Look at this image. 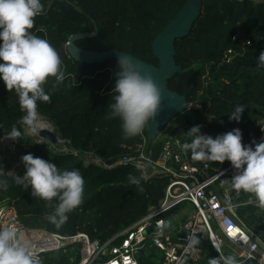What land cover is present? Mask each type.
Segmentation results:
<instances>
[{
    "label": "trees",
    "instance_id": "16d2710c",
    "mask_svg": "<svg viewBox=\"0 0 264 264\" xmlns=\"http://www.w3.org/2000/svg\"><path fill=\"white\" fill-rule=\"evenodd\" d=\"M185 1L41 0L44 12L34 18L31 31L57 50L65 80L55 86L54 78L48 79L43 87L51 100L40 102L38 112L53 125L59 139L69 143V148L56 152V148L44 144L31 145L19 123L23 112L18 96L0 84V137L15 126L22 133L18 139L27 145L18 159L20 168L10 175L12 167L0 152V167L5 172L0 179L8 183L7 190L0 191V203L8 200L20 221L34 220L49 233L66 239L82 233L104 243L146 216L149 207L159 204L168 183L166 178L147 183L141 180V193L128 182L129 174L140 178L138 171L122 166L106 168L133 155L140 141V136L123 139L120 121L108 118L110 92L119 71L117 61L80 64L69 57L66 44L74 35H90L75 46L96 53L116 50L157 67L151 44ZM175 48V61L182 73L168 83V88L196 108L180 115L182 130L169 136L190 142L183 135L199 125L201 134L213 138L239 129L243 145L254 148L264 143L260 130L264 122V70L256 67L264 51V0H203L201 15L190 35L177 41ZM240 104L245 106L240 122L230 121V111ZM160 149L161 143L156 144V154ZM91 153L104 166L86 164L83 158ZM26 154L50 161L61 171L79 170L85 180L82 205L68 214L67 223L59 230L44 218L51 211L46 203L34 199L30 187L25 190L15 183L14 176L25 174L21 157ZM207 163L214 169L226 165V161ZM181 207L166 217L177 215ZM9 216L7 208L0 210V221ZM76 254L75 246L45 254L42 259L44 264H69L70 259H77ZM149 257L151 261L145 262L142 256L140 264H158L153 252Z\"/></svg>",
    "mask_w": 264,
    "mask_h": 264
},
{
    "label": "clouds",
    "instance_id": "9594fccd",
    "mask_svg": "<svg viewBox=\"0 0 264 264\" xmlns=\"http://www.w3.org/2000/svg\"><path fill=\"white\" fill-rule=\"evenodd\" d=\"M44 12L41 0H0V82L18 96L23 116L19 121L32 136L39 137L42 131L38 112L40 102L48 103L50 94L43 85L54 78L58 86L65 80V72L57 50L47 39L35 35L34 18ZM130 56L122 54L117 64L115 83L111 89V102L107 112L109 119L120 121L122 138L127 140L144 133L155 117L162 103V93L152 75L133 64ZM256 67L264 70V51L257 59ZM245 111L243 104L230 111L229 120L240 122ZM22 135L15 126L7 132L4 139L15 141ZM190 142L181 145L185 153H190L194 161H228L237 174L231 180H224L230 191L239 196H249L248 203L264 214V143L254 148L242 144L239 129L213 138L203 135L200 126H193L185 135ZM40 138V137H39ZM42 139V138H40ZM25 168L23 177L14 176L15 183L26 190L31 188V196L40 199L51 209L45 220L55 229H61L68 221V214L83 203L85 180L79 170H63L32 154L21 157ZM5 175L0 167V176ZM142 177L128 175V182L143 192ZM7 181L0 179V191H6ZM239 205L230 204L235 209ZM157 237H164L172 227V220L158 221ZM197 231L187 237V244L181 245L183 253L175 258V264H187L191 253L198 251L201 241ZM41 250L15 224L0 226V264H44ZM247 257L235 253L220 254L217 258H208L207 264H246ZM124 264H137L131 256L124 258Z\"/></svg>",
    "mask_w": 264,
    "mask_h": 264
},
{
    "label": "built area",
    "instance_id": "2783aa9c",
    "mask_svg": "<svg viewBox=\"0 0 264 264\" xmlns=\"http://www.w3.org/2000/svg\"><path fill=\"white\" fill-rule=\"evenodd\" d=\"M193 108L196 107L192 105ZM167 130L168 127L152 139L145 129L133 155L106 167H131L139 172L145 183L166 178L168 183L159 204L149 207L146 216L104 243L82 233L66 239L46 230H37L28 237L41 250L42 257L76 246L77 259H70L69 264H124L127 256L139 264L142 256L152 252L158 257V264H175V258L183 253L181 245L187 244L188 235L195 230L201 243L198 251L189 255L187 264H203L208 257L228 255L230 252L225 249L230 248L233 249L231 253L247 257L246 264H264V251L258 238L237 218L235 209L229 207L236 203L224 180H231L237 174L236 170L228 161L219 169L206 162L194 161L190 153L182 150L183 139L169 136ZM260 130L264 135V122L260 124ZM158 143H161V149L156 154ZM93 164L104 166L99 158ZM180 206L179 214L166 217ZM8 214L9 218L0 226L11 223L26 235L31 233L19 223L13 208ZM179 215L183 216L181 222L177 219ZM167 220H172V227L164 237H157V222Z\"/></svg>",
    "mask_w": 264,
    "mask_h": 264
},
{
    "label": "water",
    "instance_id": "95a60500",
    "mask_svg": "<svg viewBox=\"0 0 264 264\" xmlns=\"http://www.w3.org/2000/svg\"><path fill=\"white\" fill-rule=\"evenodd\" d=\"M202 8L203 0H186L174 19L155 37L151 44V51L153 57L158 61L157 67L116 50L96 53L79 49L75 46V43L90 37V35L85 34L71 37L66 44V52L73 61L93 66L101 65L109 59L118 61L119 56L125 54L130 56L129 59L132 60L133 64L138 65L142 71L150 73L162 93V103L155 117V123H150L146 128L147 135L155 139L171 121L192 109V105L186 101L184 96H180L168 88V83L182 73V69L175 61V43L190 35L196 20L201 15ZM39 137L53 146L60 141L55 132L47 130H42ZM63 145L65 148H69V143L63 142ZM260 248L264 251L262 245H260Z\"/></svg>",
    "mask_w": 264,
    "mask_h": 264
},
{
    "label": "rangeland",
    "instance_id": "374dc122",
    "mask_svg": "<svg viewBox=\"0 0 264 264\" xmlns=\"http://www.w3.org/2000/svg\"><path fill=\"white\" fill-rule=\"evenodd\" d=\"M252 1L260 2V1H263V0H252ZM0 84H2V82H0ZM40 118H41L42 121L48 122V120L45 119L44 117L40 116ZM48 123L50 125H52L50 122H48ZM183 124H184V121H183L182 116L177 117L176 119L171 121L169 123V125L167 126L168 127L167 134H169L171 132H174V131H181L182 128H183ZM23 129H24L25 136L27 137V139H29L31 145H42V144H44V145H47L48 147L56 148L57 149L56 152L65 150V147H64L63 142L61 140L59 141V143H57L56 145L53 146V145L49 144L47 141L41 140L39 137L30 135L25 130L24 126H23ZM54 131H55V128H54ZM55 133H56V131H55ZM164 135H162L161 138H163ZM4 137H6V136L2 135L0 137V152H1V155H2L1 158L3 160H6L7 162H9L8 164L12 167L8 171V174L10 175L17 168H20L21 164L19 163L18 159H19L21 153L23 152V150L27 147V145L25 143H23V141H21L20 139H16L15 141H13L11 139H4ZM183 138H185V137L183 136ZM184 142H187V141L183 140V143ZM83 159H84L86 164H88V163H96L98 161V158L95 155V153H91L89 155H86V156H84ZM4 208H7V210L11 209L8 200L0 203V210L4 209ZM0 223H2V221ZM19 223L22 224L26 229L30 230L29 232H31V233H28V236H31V234L33 232L37 231V230H44L43 227H41L39 225V223L34 221V220H29L26 223L22 222V221H19ZM2 224H5V223H2ZM149 256H150L149 253H147L145 255V258H144L145 262L151 261V258ZM141 259H139V264L141 262Z\"/></svg>",
    "mask_w": 264,
    "mask_h": 264
},
{
    "label": "crops",
    "instance_id": "0c3cea01",
    "mask_svg": "<svg viewBox=\"0 0 264 264\" xmlns=\"http://www.w3.org/2000/svg\"><path fill=\"white\" fill-rule=\"evenodd\" d=\"M228 192L234 198L235 203L239 205L235 208L237 218L256 235V238L259 240V244L264 248V214L259 213V210L256 207L248 203L249 196L247 194L241 193L237 196L235 192L230 191L229 189ZM182 217L183 216L181 215L177 217L178 222L183 220ZM230 250L225 249L228 253L233 252L232 248H230ZM207 261L208 259H205L203 264H207Z\"/></svg>",
    "mask_w": 264,
    "mask_h": 264
},
{
    "label": "bare ground",
    "instance_id": "6f19581e",
    "mask_svg": "<svg viewBox=\"0 0 264 264\" xmlns=\"http://www.w3.org/2000/svg\"><path fill=\"white\" fill-rule=\"evenodd\" d=\"M40 127H41L42 130H47V131L55 132L54 131V127L52 125H50L48 122H45V121H42V120H41ZM6 221H7V219L4 222H6Z\"/></svg>",
    "mask_w": 264,
    "mask_h": 264
}]
</instances>
